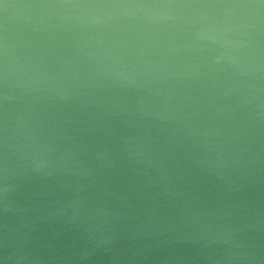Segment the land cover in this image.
I'll return each instance as SVG.
<instances>
[{
  "label": "water",
  "instance_id": "95a60500",
  "mask_svg": "<svg viewBox=\"0 0 264 264\" xmlns=\"http://www.w3.org/2000/svg\"><path fill=\"white\" fill-rule=\"evenodd\" d=\"M0 264H264V0H0Z\"/></svg>",
  "mask_w": 264,
  "mask_h": 264
}]
</instances>
